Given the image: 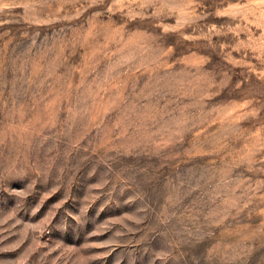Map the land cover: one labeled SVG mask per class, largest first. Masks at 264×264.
<instances>
[{"label": "rangeland", "instance_id": "374dc122", "mask_svg": "<svg viewBox=\"0 0 264 264\" xmlns=\"http://www.w3.org/2000/svg\"><path fill=\"white\" fill-rule=\"evenodd\" d=\"M0 264H264V0H0Z\"/></svg>", "mask_w": 264, "mask_h": 264}]
</instances>
